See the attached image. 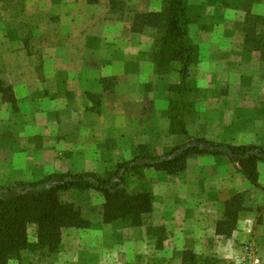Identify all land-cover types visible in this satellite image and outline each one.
Instances as JSON below:
<instances>
[{
    "label": "rangeland",
    "instance_id": "374dc122",
    "mask_svg": "<svg viewBox=\"0 0 264 264\" xmlns=\"http://www.w3.org/2000/svg\"><path fill=\"white\" fill-rule=\"evenodd\" d=\"M252 1L188 0L195 20L189 33L200 57L190 67L187 84L181 86L180 64L158 73L154 62L164 35L161 28L133 30L136 14L161 13L163 0H101L97 4L87 0H0V82L17 96L16 110L0 94V185L68 172H94L109 178L119 165L136 157L167 156L176 144L187 141L183 134L170 140L172 119L174 131L181 130L180 121L186 129L189 126V137L241 146L226 143L230 136L220 124L226 125L229 115L226 101L229 111V103L243 97L237 88H242L246 99L240 125L249 130L251 123H257V135L264 139V61L259 53L243 47L246 10L264 17V0ZM109 65L117 75L108 81L113 89L104 97L108 111L97 104L96 111L84 110L80 99L84 90L66 91L63 82L70 72L102 66L111 72ZM179 85L181 89H172ZM111 105L116 117L105 124L113 128L108 132V126H103L102 144H98L96 114H110ZM193 158L187 160L189 168L177 175L147 169L141 171L142 176L139 172L129 176V191L135 193L146 186L154 194L156 209L136 231L122 221L104 224L101 193H63V202L76 204L92 222L91 228L65 230L59 253L28 252L20 264H181L183 252L194 251L195 245L191 238H178L177 224L172 223V229L160 219L165 216L164 195L170 214L185 199L163 194L162 180L165 177L167 184L174 180L186 191L187 201L192 200L189 191L199 192L203 186L194 179L207 182L215 167L198 168ZM185 178L189 182L182 185ZM257 192L245 193L244 206L249 211L258 208L260 214L264 205L258 204L264 203V191L257 188ZM243 212L236 228L246 215ZM29 233L35 244L36 226ZM205 244L200 242V251L195 252L202 261L214 258L223 264H264V241L261 244L256 238L243 240L236 252L226 255L229 258L207 253Z\"/></svg>",
    "mask_w": 264,
    "mask_h": 264
},
{
    "label": "trees",
    "instance_id": "16d2710c",
    "mask_svg": "<svg viewBox=\"0 0 264 264\" xmlns=\"http://www.w3.org/2000/svg\"><path fill=\"white\" fill-rule=\"evenodd\" d=\"M87 1L97 4L101 0ZM260 1L254 0L252 4ZM191 10L188 0H163L161 13L136 14L133 25L135 32H143L144 26L161 28L164 35L159 41L160 47L154 62L158 73L163 69L169 70L172 64H180L181 86L187 84L190 67L197 64L200 57V50L192 42L189 33L190 26L195 23ZM246 15L242 29L244 49L249 53H259L264 61V17L254 15L250 10H246ZM181 86L172 89L179 90ZM0 94L17 110L15 94L6 89L3 82H0ZM171 122V134L187 136L184 144L174 147L164 157H136L119 165L109 178L100 177L94 172H68L51 174L36 181L0 185V264H20L28 252L59 253L65 230L91 228L92 222L76 204L63 202L62 194L65 192L93 190L101 193L104 197V224L122 221L133 228L144 226L145 216L154 211L153 195L146 186L141 191L131 193L127 181L129 176L138 172L142 176L141 171L147 169L177 175L186 170L187 160L192 156L227 157L254 187L264 191L258 170V164L264 162V146H232L195 139L189 137L183 121L179 122L182 125L179 131H174L173 119ZM244 203L245 194H239L224 204L223 220L217 227L218 235L230 237L233 234L240 213L247 210ZM31 226H36L35 244L30 240ZM223 263L214 258L202 261L194 251L187 250L182 254L181 264Z\"/></svg>",
    "mask_w": 264,
    "mask_h": 264
},
{
    "label": "crops",
    "instance_id": "0c3cea01",
    "mask_svg": "<svg viewBox=\"0 0 264 264\" xmlns=\"http://www.w3.org/2000/svg\"><path fill=\"white\" fill-rule=\"evenodd\" d=\"M112 66L113 65H109L108 68L111 69V72H109L107 69H104L103 66L98 70L78 71L75 74L70 72V75L68 76L69 78L63 82L62 85L65 87L66 91L70 92H75L74 90L77 88H82L84 90L83 96H80V99L83 102L82 105L84 106V110H90L93 112L95 110V104H97L102 110L108 111V100H106L104 97L105 95L109 94L108 92L113 90L110 89L112 86L108 85L109 79L117 75L114 73ZM236 91L237 94H240L243 97H238L239 99L237 102L233 101L229 103L231 106L229 111L227 110L228 104L226 101V114L229 113V117L226 115V125H224L222 121L220 122L222 127H226V134L230 136V140H227L226 143L236 145L264 146L263 135H257L259 133L258 129L255 128V126L257 127V123H251V129L249 130L240 125L242 122L241 120L243 119L242 117H245L243 111L246 109V99L244 98L245 94L242 93V88H237ZM110 111L111 113L106 116H104L105 113L102 116H98V114H96L98 118V126L96 124V128H98L97 132L99 131V133L96 134L100 135L99 138H97L100 139L98 144H102L103 126H108V132H111L113 128L111 124H105V122L111 123L112 119H115L116 117V113L113 112L112 105L110 106ZM170 121L171 120H169V130ZM114 122L115 124L117 123V121ZM115 126H118V124ZM187 129L188 133H190L191 131L189 126ZM146 134L148 136L150 135V132H147ZM163 136H165V134ZM169 136H171L170 140L175 141V137H180L182 135L173 134ZM150 139V137H146V140ZM108 140L112 142L113 138L110 136ZM178 141L180 142V139H178ZM209 141L214 140L211 139ZM176 145L180 144L178 143ZM176 145L173 144L172 146L174 147ZM99 148L101 149L102 146H99ZM192 157H194V160L197 159L198 168L202 169L204 165L208 166L209 164L215 165V167L212 168L213 175H209L207 182L202 179H194L199 184V186L202 184L203 186H201L202 188L199 192L196 190L189 191L191 193L190 197L192 199L190 201H187L188 196L185 194L186 191L183 190V188L178 187L174 180L171 181L170 184L164 183L166 178L163 177V194L165 192L166 195L172 196V199L175 197L177 199H185V202L176 203L173 206L174 211L170 214L172 209H170V204L168 201H166L164 195V201H162V205L165 216L161 217V224L162 222H169L172 229L173 226H175L172 225V223L177 224L175 233L177 232L179 234L178 238L180 237L182 240L191 238L193 245H195L194 252L198 253L200 251V247L198 245L200 242H203L206 243L205 248H207V253H214L221 258H229L226 255H228L229 252H236L239 244L247 238H256L262 244L264 241V210H262V212L259 214L257 212L258 208L255 209V207L250 208V211L245 210L243 212L246 215L240 218L238 227L234 230L230 237L217 234L218 223L223 220L222 217L224 214V204L239 194L257 192V188L254 187L252 183H250V181H248L246 177L237 170L236 166L227 157L213 155H199ZM190 166H192L191 162ZM187 167L189 168V163H187ZM258 170L260 174V184L264 186V162L258 164ZM154 171L156 172V170ZM157 172L160 173L159 171ZM187 180L188 179L185 178V181L182 182V185L188 184L189 181ZM256 194H261L260 196L263 195L261 192H257ZM258 205V207H260L264 205V203L261 205L259 203ZM155 210L154 204V211ZM260 217L261 221H259ZM133 229L136 231L137 229H141V227ZM145 235L148 236L146 232Z\"/></svg>",
    "mask_w": 264,
    "mask_h": 264
}]
</instances>
